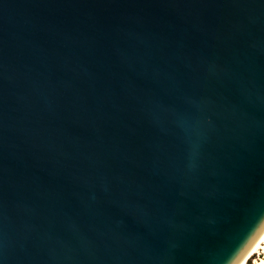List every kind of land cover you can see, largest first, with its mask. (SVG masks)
Instances as JSON below:
<instances>
[{
  "label": "water",
  "instance_id": "water-1",
  "mask_svg": "<svg viewBox=\"0 0 264 264\" xmlns=\"http://www.w3.org/2000/svg\"><path fill=\"white\" fill-rule=\"evenodd\" d=\"M264 230V0H0V264H238Z\"/></svg>",
  "mask_w": 264,
  "mask_h": 264
},
{
  "label": "bare ground",
  "instance_id": "bare-ground-1",
  "mask_svg": "<svg viewBox=\"0 0 264 264\" xmlns=\"http://www.w3.org/2000/svg\"><path fill=\"white\" fill-rule=\"evenodd\" d=\"M259 252L264 253V230L253 243V245L250 247V249L246 252V254L243 256V258L238 262V264H241V261L245 258L246 264H248L250 259L254 258ZM260 261H264V257L262 256V254L260 255V258L258 257L255 259L253 264H260Z\"/></svg>",
  "mask_w": 264,
  "mask_h": 264
},
{
  "label": "rangeland",
  "instance_id": "rangeland-1",
  "mask_svg": "<svg viewBox=\"0 0 264 264\" xmlns=\"http://www.w3.org/2000/svg\"><path fill=\"white\" fill-rule=\"evenodd\" d=\"M261 254H262V256L264 257V253H260V252H259L254 258L250 259V261H249L248 264H253L256 258H258V257L260 258V255H261Z\"/></svg>",
  "mask_w": 264,
  "mask_h": 264
},
{
  "label": "clouds",
  "instance_id": "clouds-1",
  "mask_svg": "<svg viewBox=\"0 0 264 264\" xmlns=\"http://www.w3.org/2000/svg\"><path fill=\"white\" fill-rule=\"evenodd\" d=\"M241 264H246V258L241 261ZM260 264H264V261H260Z\"/></svg>",
  "mask_w": 264,
  "mask_h": 264
}]
</instances>
